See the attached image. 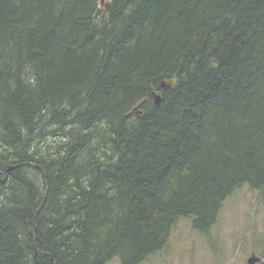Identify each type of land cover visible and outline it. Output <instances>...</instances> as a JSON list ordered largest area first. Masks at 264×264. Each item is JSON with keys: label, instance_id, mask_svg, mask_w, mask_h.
Segmentation results:
<instances>
[{"label": "trees", "instance_id": "trees-1", "mask_svg": "<svg viewBox=\"0 0 264 264\" xmlns=\"http://www.w3.org/2000/svg\"><path fill=\"white\" fill-rule=\"evenodd\" d=\"M243 186L264 0H0V264H143Z\"/></svg>", "mask_w": 264, "mask_h": 264}, {"label": "rangeland", "instance_id": "rangeland-1", "mask_svg": "<svg viewBox=\"0 0 264 264\" xmlns=\"http://www.w3.org/2000/svg\"><path fill=\"white\" fill-rule=\"evenodd\" d=\"M251 257L259 259L254 264H264V190L243 186L225 200L208 234L195 232L190 219L181 218L167 246L143 264H247Z\"/></svg>", "mask_w": 264, "mask_h": 264}, {"label": "water", "instance_id": "water-1", "mask_svg": "<svg viewBox=\"0 0 264 264\" xmlns=\"http://www.w3.org/2000/svg\"><path fill=\"white\" fill-rule=\"evenodd\" d=\"M151 96H152V98L154 99V102H155L156 104H158L159 101H160V97H159L158 95L154 94V93H152ZM258 261H259L258 258H256V257H251V258L248 259L247 264H254V263L258 262Z\"/></svg>", "mask_w": 264, "mask_h": 264}]
</instances>
